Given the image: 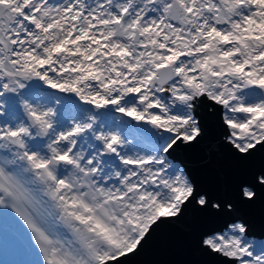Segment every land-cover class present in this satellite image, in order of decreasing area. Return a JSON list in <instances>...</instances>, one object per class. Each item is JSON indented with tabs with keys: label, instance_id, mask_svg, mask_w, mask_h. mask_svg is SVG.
I'll return each instance as SVG.
<instances>
[{
	"label": "snow or ice",
	"instance_id": "obj_1",
	"mask_svg": "<svg viewBox=\"0 0 264 264\" xmlns=\"http://www.w3.org/2000/svg\"><path fill=\"white\" fill-rule=\"evenodd\" d=\"M206 144L264 157V0H0L11 264H124L189 213L226 218L201 251L264 264V232L177 162ZM237 190L264 192V158Z\"/></svg>",
	"mask_w": 264,
	"mask_h": 264
},
{
	"label": "water",
	"instance_id": "obj_2",
	"mask_svg": "<svg viewBox=\"0 0 264 264\" xmlns=\"http://www.w3.org/2000/svg\"><path fill=\"white\" fill-rule=\"evenodd\" d=\"M177 162H183L190 174L210 190L232 198L237 205L235 215L246 219L256 233L264 232V192L248 204L238 199V184L258 165L262 157L257 154L251 164L233 160L223 150L203 145L175 154ZM226 219L205 217L189 213L181 222L162 229L149 237L138 252L130 255L124 264H221V259L201 251L196 241L200 232L210 229Z\"/></svg>",
	"mask_w": 264,
	"mask_h": 264
},
{
	"label": "rangeland",
	"instance_id": "obj_3",
	"mask_svg": "<svg viewBox=\"0 0 264 264\" xmlns=\"http://www.w3.org/2000/svg\"><path fill=\"white\" fill-rule=\"evenodd\" d=\"M17 259H20V257L15 254L11 244H9L8 248H5V250L3 249V247H0V262L8 261L9 264H11L12 261H15Z\"/></svg>",
	"mask_w": 264,
	"mask_h": 264
}]
</instances>
